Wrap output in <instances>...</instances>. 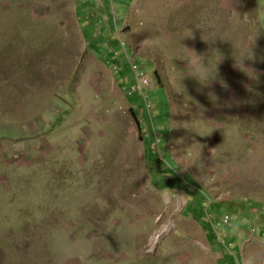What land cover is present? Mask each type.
<instances>
[{"label":"rangeland","instance_id":"374dc122","mask_svg":"<svg viewBox=\"0 0 264 264\" xmlns=\"http://www.w3.org/2000/svg\"><path fill=\"white\" fill-rule=\"evenodd\" d=\"M261 3L0 0V264H264Z\"/></svg>","mask_w":264,"mask_h":264},{"label":"clouds","instance_id":"9594fccd","mask_svg":"<svg viewBox=\"0 0 264 264\" xmlns=\"http://www.w3.org/2000/svg\"><path fill=\"white\" fill-rule=\"evenodd\" d=\"M133 68H134V70H135V72H136V77H137V85H138V80H139V78H138V76H139V74L141 73V72H145L146 74H148V76L150 77V85H148V86H145L144 87V89H136V86L135 87H133L132 89H131V91L129 92L130 93V95L131 94H133V93H135V92H137V91H139V92H141V93H145V91H146V89H149V87H152L154 84V79H153V76H152V74L151 73H149V72H147L144 68L142 69V68H140L139 66H137V65H134L133 66ZM146 98H147V96H146ZM143 101H145V100H143ZM132 107H135L134 106V104H132Z\"/></svg>","mask_w":264,"mask_h":264},{"label":"built area","instance_id":"2783aa9c","mask_svg":"<svg viewBox=\"0 0 264 264\" xmlns=\"http://www.w3.org/2000/svg\"><path fill=\"white\" fill-rule=\"evenodd\" d=\"M138 85L136 86V89H144L145 86L150 85V77L145 72H141L138 76Z\"/></svg>","mask_w":264,"mask_h":264},{"label":"crops","instance_id":"0c3cea01","mask_svg":"<svg viewBox=\"0 0 264 264\" xmlns=\"http://www.w3.org/2000/svg\"><path fill=\"white\" fill-rule=\"evenodd\" d=\"M261 1L263 0H247V2L252 6V10H255L256 12H259L261 10Z\"/></svg>","mask_w":264,"mask_h":264},{"label":"bare ground","instance_id":"6f19581e","mask_svg":"<svg viewBox=\"0 0 264 264\" xmlns=\"http://www.w3.org/2000/svg\"><path fill=\"white\" fill-rule=\"evenodd\" d=\"M163 232V231H162ZM167 232H168V230H167ZM159 234L157 233L153 238H152V243H151V251L152 250H154L155 249V247H156V245L158 244V241H159ZM257 245V244H256ZM253 250H254V247H253ZM258 250V249H257ZM256 250V251H257ZM255 251V250H254ZM259 251V250H258ZM251 252H253L252 250H251ZM254 254H255V252H254ZM259 256V255H258ZM263 256V255H262ZM260 259V258H259ZM262 259V258H261ZM263 259H264V257H263ZM261 261H264V260H261Z\"/></svg>","mask_w":264,"mask_h":264},{"label":"trees","instance_id":"16d2710c","mask_svg":"<svg viewBox=\"0 0 264 264\" xmlns=\"http://www.w3.org/2000/svg\"><path fill=\"white\" fill-rule=\"evenodd\" d=\"M133 111H134V107H133ZM135 112V111H134Z\"/></svg>","mask_w":264,"mask_h":264}]
</instances>
